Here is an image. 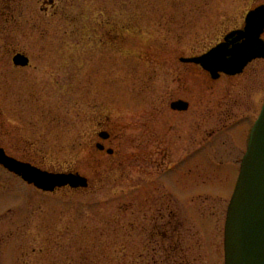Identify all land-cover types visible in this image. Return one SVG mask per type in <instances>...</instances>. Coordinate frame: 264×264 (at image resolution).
Wrapping results in <instances>:
<instances>
[{"label": "rangeland", "instance_id": "obj_1", "mask_svg": "<svg viewBox=\"0 0 264 264\" xmlns=\"http://www.w3.org/2000/svg\"><path fill=\"white\" fill-rule=\"evenodd\" d=\"M46 1L0 0V148L89 187L45 194L0 167V264H223L264 60L212 81L179 59L242 29L264 0ZM15 52L30 65L14 67ZM179 100L187 112L170 109ZM165 157L181 161L163 176ZM169 209L182 228L164 258L152 227Z\"/></svg>", "mask_w": 264, "mask_h": 264}, {"label": "water", "instance_id": "obj_2", "mask_svg": "<svg viewBox=\"0 0 264 264\" xmlns=\"http://www.w3.org/2000/svg\"><path fill=\"white\" fill-rule=\"evenodd\" d=\"M264 5L248 13L243 30L234 31L224 42L206 54L195 58H181L183 64L200 66L213 80L223 73L239 75L254 60H264ZM15 66L26 67L24 55L14 57ZM171 109L187 111L182 101L171 104ZM103 140L106 133L100 134ZM100 151L104 147L97 145ZM112 155V150L106 152ZM0 166L23 182L44 193L62 188L86 189L88 181L79 174L50 173L9 157L0 149ZM225 264H264V105L249 138L247 153L242 161L238 182L230 201L224 233Z\"/></svg>", "mask_w": 264, "mask_h": 264}, {"label": "flooded vegetation", "instance_id": "obj_3", "mask_svg": "<svg viewBox=\"0 0 264 264\" xmlns=\"http://www.w3.org/2000/svg\"><path fill=\"white\" fill-rule=\"evenodd\" d=\"M45 3H46V5H49V8L55 7V4H56L53 0H47ZM47 8L44 7L43 10L44 11H47L48 10ZM262 38H264V36H262ZM17 53L18 52H15L13 54V56L15 54H17ZM13 56H12V58H13ZM258 61H260V60H256V61L252 62L251 64H249L247 66V68L249 66H251L253 63L258 62ZM246 69L239 76L243 75L244 72L246 71ZM221 77H225V78H235L237 76L228 77V76L221 75L220 78ZM188 110H189V108H188ZM179 113H185V112H179ZM101 132H106V131H101ZM109 139H110V136L108 134V139H106V141H109ZM164 159H165L164 161H166L167 158L165 157ZM180 161L173 162V161L167 160L165 163L169 162L170 164H169V166H166L167 169H165V171L163 172V176H165L166 171L169 170L171 172L172 171L171 167H175L176 165H178L180 163ZM177 217H178V214L175 213V211H170V209H169L168 212L161 211L158 214V217L153 220V227H152L153 232H154L153 234H155L157 236H160L161 238L167 240V243H168V246L167 247L165 246L164 249L162 248L163 249L162 250V253L164 255V258H167V253H168V255H171V253H174V255H175V253L179 250V243L180 242L176 239V237L177 236H181L180 235L181 234L180 231H181V228H182V224L177 221ZM168 257H172V256H168ZM177 258L178 259L179 258L180 259H184L182 255H179ZM169 261H171V263H173V262L176 263L177 260L173 258V260H169Z\"/></svg>", "mask_w": 264, "mask_h": 264}]
</instances>
